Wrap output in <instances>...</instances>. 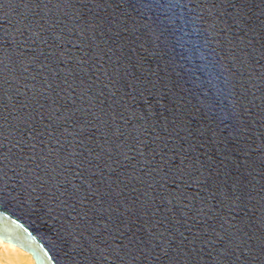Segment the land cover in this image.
<instances>
[{
    "label": "water",
    "instance_id": "95a60500",
    "mask_svg": "<svg viewBox=\"0 0 264 264\" xmlns=\"http://www.w3.org/2000/svg\"><path fill=\"white\" fill-rule=\"evenodd\" d=\"M31 2L24 37L0 12V55L16 60L0 87V240L36 264H100L105 241L143 249L140 264H168L165 249L215 264L230 242L258 253L264 0H209L212 16L195 14L214 29L159 39L146 0Z\"/></svg>",
    "mask_w": 264,
    "mask_h": 264
},
{
    "label": "snow or ice",
    "instance_id": "6c2138e0",
    "mask_svg": "<svg viewBox=\"0 0 264 264\" xmlns=\"http://www.w3.org/2000/svg\"><path fill=\"white\" fill-rule=\"evenodd\" d=\"M146 6L149 9H156L158 12L163 10V15L158 17L156 21L159 29L157 39H159L160 36H164L165 33H167L168 37L175 38L178 32L183 31L184 26L193 24L196 21H200L202 24H208L209 27L213 29L216 27L214 20L210 22L205 18L204 14H195V9L199 8L200 13H206L208 17H211V9L216 8V4L210 3L209 0H146ZM47 7V4H43V8ZM37 9L43 10L41 3L34 4L31 0H0V12H3L5 16H8L10 10L11 13L20 17V20L17 22L18 26L14 29L15 32L19 33L20 37H24L27 31H32V24L29 17H37L39 15L36 11ZM39 19L44 20V16H39ZM236 22L239 23V21ZM36 26L41 27L39 24ZM204 31L207 32L208 29H204ZM6 35L11 36L12 34L7 33ZM15 43L18 48L22 47L19 40H15ZM5 46L10 47L11 45L6 42L5 45L0 47ZM173 47H175V45H173ZM24 55L25 53L20 51L19 56L23 57ZM244 55L246 56L247 53ZM232 59L238 61L241 65L246 63L244 59L235 55L232 56ZM32 60H35L34 56L32 57ZM9 64L15 65L16 60L6 53L0 55V66H2L0 67V87H2L4 83H8L7 75L11 72ZM235 66L236 65L234 64L233 67ZM28 70L27 66L23 68L24 72H27ZM260 79L264 82V76L260 77ZM0 107H4L5 110L7 109L6 105H0ZM0 116H2V113H0ZM57 119H59V117H57ZM65 119H71V115L65 117ZM81 127L83 128V125ZM53 131H56V129H53ZM2 132L3 124L0 123V133ZM2 158L8 159L6 155H3ZM127 158L128 157L125 156V159ZM181 164H183V161H181ZM153 171H156V169H153ZM169 173L174 174L177 179H183L184 177L192 178L191 172L187 169V167H181L180 165H173L169 169V172H166L165 175H168ZM177 191L179 192V189ZM181 198L188 199V197L184 196L183 192H179V195L172 197V199L176 200H180ZM202 211L203 209H201V212ZM262 223H264V221H262ZM232 244L233 242H230L228 247L218 250V255L215 258V264H264V238H261L260 240L258 253L253 248L240 249L238 244L235 245V247H233ZM238 250L243 252V259L240 255H236ZM163 253L165 257H168V264H181V260L179 259L181 252H177L176 255L170 257L166 249L163 250ZM143 255V249L138 250L137 253L136 251L128 248L127 245H116L114 247L112 244L105 241L104 250L100 252V264H103V261L107 260L108 257L112 258L113 264H140V257ZM249 256H251V259L248 258ZM229 257H235V261L229 260ZM184 264H188L186 256Z\"/></svg>",
    "mask_w": 264,
    "mask_h": 264
},
{
    "label": "bare ground",
    "instance_id": "6f19581e",
    "mask_svg": "<svg viewBox=\"0 0 264 264\" xmlns=\"http://www.w3.org/2000/svg\"><path fill=\"white\" fill-rule=\"evenodd\" d=\"M0 264H36V261L28 252L0 240Z\"/></svg>",
    "mask_w": 264,
    "mask_h": 264
}]
</instances>
